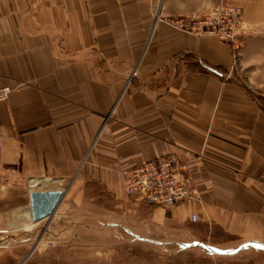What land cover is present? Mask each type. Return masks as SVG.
<instances>
[{
  "label": "crops",
  "instance_id": "obj_1",
  "mask_svg": "<svg viewBox=\"0 0 264 264\" xmlns=\"http://www.w3.org/2000/svg\"><path fill=\"white\" fill-rule=\"evenodd\" d=\"M219 2L244 8L237 60L218 38L170 23ZM5 87L0 238L11 239L0 264H100L80 245L98 227L100 195L124 211L106 228L190 240L202 229L227 250L264 246V0H0ZM168 154L189 163L200 201L127 196L120 164ZM39 190L64 197L38 231Z\"/></svg>",
  "mask_w": 264,
  "mask_h": 264
},
{
  "label": "rangeland",
  "instance_id": "obj_2",
  "mask_svg": "<svg viewBox=\"0 0 264 264\" xmlns=\"http://www.w3.org/2000/svg\"><path fill=\"white\" fill-rule=\"evenodd\" d=\"M213 6L199 17L188 15L183 16V18L188 21H199ZM249 32L250 30H248L247 35ZM247 35L243 37L241 47L234 53L236 60L240 56ZM256 94L264 98V87ZM98 203V227L93 233L80 235L82 237L80 238L82 240L80 245L91 246L93 251L98 252L100 264H264V246L250 247L243 253L227 250L221 247L218 242H213L211 239L207 242L201 238L206 234L202 229L196 230L200 236L199 240L194 238L190 240L186 237L181 239V235L184 234L181 231L175 232L178 233L177 236L166 231L163 232L162 236L152 232L143 238L121 228H106L105 223H114L124 211L117 201L112 202L111 197L107 198L100 195ZM48 220L50 219L47 218L44 223H38L32 230L43 229L47 224L46 222H49ZM10 239L11 237L0 238V243ZM71 240L76 241L77 239ZM77 244L79 243L74 242L72 245Z\"/></svg>",
  "mask_w": 264,
  "mask_h": 264
},
{
  "label": "built area",
  "instance_id": "obj_3",
  "mask_svg": "<svg viewBox=\"0 0 264 264\" xmlns=\"http://www.w3.org/2000/svg\"><path fill=\"white\" fill-rule=\"evenodd\" d=\"M161 1L157 0L159 5ZM171 23L176 28L197 36H214L228 44L234 53L241 47L243 37L249 30L244 23V8L226 2L215 4L199 21H188L181 16ZM10 92L7 87L0 88V102L6 101ZM2 145L3 133L0 126V150ZM119 173L127 196H138L150 206L172 207L188 200L200 201L189 163L175 154L160 156L140 165L120 164Z\"/></svg>",
  "mask_w": 264,
  "mask_h": 264
},
{
  "label": "water",
  "instance_id": "obj_4",
  "mask_svg": "<svg viewBox=\"0 0 264 264\" xmlns=\"http://www.w3.org/2000/svg\"><path fill=\"white\" fill-rule=\"evenodd\" d=\"M64 197L63 190H39L31 193V212L35 222L51 218Z\"/></svg>",
  "mask_w": 264,
  "mask_h": 264
},
{
  "label": "trees",
  "instance_id": "obj_5",
  "mask_svg": "<svg viewBox=\"0 0 264 264\" xmlns=\"http://www.w3.org/2000/svg\"><path fill=\"white\" fill-rule=\"evenodd\" d=\"M258 100L262 103L263 108H264V98L259 96V97H258Z\"/></svg>",
  "mask_w": 264,
  "mask_h": 264
}]
</instances>
